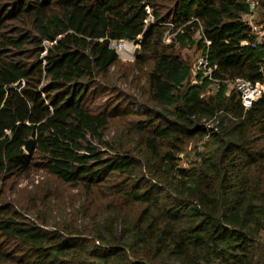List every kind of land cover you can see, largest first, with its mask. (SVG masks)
Instances as JSON below:
<instances>
[{
    "label": "trees",
    "instance_id": "obj_1",
    "mask_svg": "<svg viewBox=\"0 0 264 264\" xmlns=\"http://www.w3.org/2000/svg\"><path fill=\"white\" fill-rule=\"evenodd\" d=\"M258 10L264 22V0H0V187L43 171L79 202L75 225L1 203L0 264H264V97L244 109L227 93L263 80L243 20ZM113 41L139 45L122 79L137 71L148 111L108 137L85 98L118 64ZM193 46L216 81L192 83L177 49ZM193 139L206 150L180 167Z\"/></svg>",
    "mask_w": 264,
    "mask_h": 264
},
{
    "label": "rangeland",
    "instance_id": "obj_2",
    "mask_svg": "<svg viewBox=\"0 0 264 264\" xmlns=\"http://www.w3.org/2000/svg\"><path fill=\"white\" fill-rule=\"evenodd\" d=\"M258 11H254L251 16L243 15V20L252 27L258 40L263 42L261 39H264V22H262L261 13ZM164 24L171 25L170 22ZM170 36V34L167 35V38L170 39ZM119 44L125 45V50H119L117 48ZM111 47L115 49L118 55V64L111 68L108 82L97 84L93 95L86 96L85 101L92 110L107 112L110 121L107 134L108 137H115L119 135V131L127 124L125 123L126 119H141V113H147L148 109L143 104V97L139 96V91L134 87V78L139 76L137 71H130L128 80L122 79L124 69L127 65L133 64L138 51L136 54L134 52L137 47L139 50V45L132 41H113ZM177 51L183 59L191 64L200 54V50H197L195 46L192 48L185 47L177 49ZM149 65L147 64L145 69H148ZM130 81H132V84H128ZM191 81L192 83L197 82L193 76ZM140 82L142 85L143 79ZM230 90L231 87L228 85L227 93ZM123 92L127 95H133V98L126 96L120 97ZM118 102L123 104V109H115L114 105ZM125 106L131 113L127 115L123 114ZM211 123L210 121L208 122L209 125H212ZM205 142L206 139H193L186 144L183 152L177 155L178 165L187 168L191 162L197 160V153L206 150ZM48 191L51 193L50 199L48 197ZM76 194L77 190L73 189V187L71 188L69 185L60 183L43 171H35L28 178L19 180L18 183L10 180L6 182L4 187H0V204H10L14 209L22 212L30 219H33V212L40 211L47 216L53 217L52 221H54V218H67L72 225H75L76 219H78L77 207L79 206L78 200H75ZM44 196L51 200L48 206L44 205L41 201Z\"/></svg>",
    "mask_w": 264,
    "mask_h": 264
},
{
    "label": "built area",
    "instance_id": "obj_3",
    "mask_svg": "<svg viewBox=\"0 0 264 264\" xmlns=\"http://www.w3.org/2000/svg\"><path fill=\"white\" fill-rule=\"evenodd\" d=\"M251 6H253V3H251ZM146 12L149 13V9H147ZM167 35L169 34H166V40H168ZM261 40L264 41V39ZM205 43L208 44V41L205 40ZM215 68L216 65L211 64L208 56L200 53L191 64L190 70L194 79L196 75L201 72L203 77H207L211 81H216L212 78V71ZM260 73L263 77L262 82L252 83L251 81L240 77L234 78L231 81H227L231 89H233L238 94L244 109L250 108L257 100L264 97V57L260 64ZM206 126L211 127V125L209 124H207Z\"/></svg>",
    "mask_w": 264,
    "mask_h": 264
},
{
    "label": "water",
    "instance_id": "obj_4",
    "mask_svg": "<svg viewBox=\"0 0 264 264\" xmlns=\"http://www.w3.org/2000/svg\"><path fill=\"white\" fill-rule=\"evenodd\" d=\"M137 51H138V47L135 49V52H134V53L136 54ZM31 148H32V142H31V140H28V141L26 142V144H25L24 149H25V151H26L27 153H29L30 150H31Z\"/></svg>",
    "mask_w": 264,
    "mask_h": 264
},
{
    "label": "bare ground",
    "instance_id": "obj_5",
    "mask_svg": "<svg viewBox=\"0 0 264 264\" xmlns=\"http://www.w3.org/2000/svg\"><path fill=\"white\" fill-rule=\"evenodd\" d=\"M117 48L119 49V50H125V45H122V44H119V45H117Z\"/></svg>",
    "mask_w": 264,
    "mask_h": 264
},
{
    "label": "crops",
    "instance_id": "obj_6",
    "mask_svg": "<svg viewBox=\"0 0 264 264\" xmlns=\"http://www.w3.org/2000/svg\"><path fill=\"white\" fill-rule=\"evenodd\" d=\"M251 16V15H250Z\"/></svg>",
    "mask_w": 264,
    "mask_h": 264
}]
</instances>
